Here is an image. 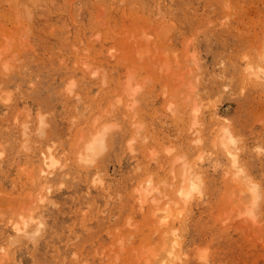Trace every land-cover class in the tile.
<instances>
[{
  "label": "rangeland",
  "instance_id": "rangeland-1",
  "mask_svg": "<svg viewBox=\"0 0 264 264\" xmlns=\"http://www.w3.org/2000/svg\"><path fill=\"white\" fill-rule=\"evenodd\" d=\"M261 69L264 0H0V264H264Z\"/></svg>",
  "mask_w": 264,
  "mask_h": 264
},
{
  "label": "bare ground",
  "instance_id": "bare-ground-1",
  "mask_svg": "<svg viewBox=\"0 0 264 264\" xmlns=\"http://www.w3.org/2000/svg\"><path fill=\"white\" fill-rule=\"evenodd\" d=\"M36 1H38V0H36ZM51 2H52V0H51ZM22 6V5H21ZM27 10V9H26ZM27 12V11H26ZM31 14V13H30ZM40 16V15H39ZM44 41H46V40H44ZM50 46V45H49ZM50 50V49H49ZM46 51H48V50H46ZM33 60H35L34 58H33ZM35 62V61H34ZM249 63V62H248ZM245 65V64H244ZM247 68V67H246ZM259 68V67H258ZM37 71V70H36ZM247 71H249V70H247ZM30 73V72H29ZM39 73V72H38ZM24 74V73H23ZM248 74V73H247ZM264 74V73H263ZM240 77V76H239ZM260 77H262V76H260ZM263 78H264V76H263ZM40 82V81H39ZM42 82V81H41ZM262 83H263V81H262ZM17 85H19V84H17ZM23 89H25V88H23ZM32 89V88H31ZM35 89V88H34ZM21 90V89H20ZM26 90V89H25ZM29 91V90H28ZM35 91V90H34ZM66 91V90H65ZM21 92H22V90H21ZM77 94V93H76ZM68 99V98H67ZM75 101V100H74ZM37 102V101H36ZM66 102V101H65ZM72 103V102H71ZM76 103V102H75ZM199 111V110H198ZM123 114V113H122ZM189 113H187V115H188ZM196 114V113H195ZM189 117H190V115H188ZM210 116V115H209ZM131 117V116H130ZM196 117V116H195ZM212 117V116H211ZM190 118H192V117H190ZM193 119V118H192ZM42 120V119H41ZM40 120V121H41ZM182 120V119H181ZM195 120H197L196 118H195ZM118 121V120H117ZM189 121H190V119H189ZM199 120H197V122H198ZM41 122H43V121H41ZM44 123V122H43ZM191 123L193 124V122L191 121ZM201 123V122H200ZM187 124H188V127L187 128H189V126H190V124L189 123H186V126H187ZM191 124V125H192ZM43 125V124H42ZM123 125V124H122ZM200 125V124H199ZM38 127V126H37ZM183 127V126H182ZM184 127H185V125H184ZM183 127V128H184ZM199 127V126H198ZM220 127V126H219ZM224 127V126H223ZM132 128V127H131ZM183 128H181V129H183ZM186 128V129H187ZM191 128H193V127H191ZM200 128V127H199ZM198 128V129H199ZM178 129V128H177ZM223 129H225V128H223ZM193 130H194V128H193ZM200 130V129H199ZM21 131H24V130H22L21 129ZM38 131V130H37ZM121 132H122V130H120ZM178 131V130H177ZM186 131V133H188L187 132V130H185ZM189 131V130H188ZM222 131V130H221ZM32 132V131H31ZM132 133H133V131H131ZM191 132H193V131H191ZM194 132H195V130H194ZM230 132V131H229ZM39 133V132H38ZM103 133H104V131H101V132H99V135L101 136V138L103 139V142L105 143V141H104V136H103ZM23 134H25V133H23ZM124 134V133H123ZM177 134V133H176ZM184 135H185V133H183ZM193 134V133H192ZM221 134V133H220ZM219 134V135H220ZM225 134H226V137H225ZM131 135H134V133L133 134H131ZM144 135V134H143ZM196 135H197V133H196ZM98 135H93V137H91L89 140H87L86 142H85V144H84V146L82 147V149H79L78 150V156H79V159H81V160H88L89 159V151H88V145L90 144V143H92V141L97 137ZM142 136V135H141ZM215 136H217V134H215ZM196 138H197V136H195ZM131 138V137H130ZM184 138V137H183ZM196 138H194L193 140L195 141V140H199V139H196ZM203 138V137H202ZM201 138V139H202ZM192 139V138H191ZM215 139V138H214ZM214 139H212L213 141H214ZM233 139H234V137L232 138V135H231V132H230V134H228L227 133V131L226 130H223V134H221V137H220V143L223 145V147H224V150L226 149V151L228 152V153H231V156L233 157L234 156V153H233V151H231V149H230V147L228 146V143L230 142H232L233 141ZM20 140V139H19ZM129 140V139H128ZM190 140V139H189ZM188 140V141H189ZM111 141V140H110ZM185 141V140H184ZM181 142V141H180ZM196 142V141H195ZM212 142V141H211ZM192 143V142H191ZM107 144V143H106ZM109 144V143H108ZM112 144V143H111ZM218 144V143H217ZM187 145V144H186ZM235 146V145H234ZM110 147V146H109ZM232 147V146H231ZM17 148V147H16ZM48 148V152L46 153V152H44L43 151V155H42V157H41V165H40V167H39V169H40V171L41 172H44L45 174H48L49 175V173H52V171L55 169V167H56V165L58 164V159L53 155V151L51 150L50 151V147H47ZM104 148H105V146H104ZM111 148V147H110ZM167 148V147H166ZM219 148V147H218ZM233 149V148H232ZM201 150V149H200ZM16 151V150H15ZM203 151V150H202ZM181 153H183V152H181ZM191 153V152H190ZM204 153V152H203ZM202 153V154H203ZM185 154V153H184ZM100 155V154H99ZM183 155V154H182ZM77 156V155H76ZM103 156V155H102ZM183 156H186V155H183ZM237 156V155H236ZM194 157V156H193ZM83 158V159H82ZM185 158V157H184ZM95 159V158H94ZM96 159H98V158H96ZM179 159V158H178ZM229 159H230V157H229ZM196 159H194L193 158V162H192V159H190V160H188V161H185V162H188V163H190L191 162V164L192 163H194V161H195ZM55 161V163H53ZM77 161H78V159H77ZM190 161V162H189ZM236 161V160H235ZM82 162V161H81ZM81 162H79V163H81ZM94 162V161H93ZM65 163V162H64ZM78 163V164H79ZM84 163V162H83ZM83 163H81V165L83 164ZM85 164V163H84ZM83 164V165H84ZM59 165H62L61 163H59L58 164V166ZM85 166V165H84ZM87 166H88V164H87ZM92 166V165H91ZM190 166H192V165H190ZM61 167V166H60ZM76 167V166H75ZM96 167H98V166H96ZM95 167V168H96ZM77 168V167H76ZM99 168V167H98ZM97 168V169H98ZM187 168V167H186ZM192 168V167H191ZM232 168V167H231ZM39 169H38V171H39ZM74 170L75 171H79V170H77V169H75L74 168ZM101 170V169H100ZM185 170V169H184ZM186 170H188V168L186 169ZM181 171V170H180ZM189 172H182V174H180V177L179 176H177L176 174L174 175V177H176V179H175V181H174V183L173 184H171L172 186V189L174 188V191L172 190V192H175V189H176V191L178 192V195H179V197L178 198H176V199H178L177 201L175 200V201H173L172 200V203H170L169 201H168V199H167V201H165V204H166V202L168 203V205H169V207H170V209H171V206L173 205V202L175 203V204H179L180 203V201L179 200H181V201H183V202H186L187 200L188 201H190L189 200V198L192 196V193L193 192H191V185H192V183H197L198 184V186H199V182H198V180L197 181H194V180H196L195 178H194V180H193V178L192 177H190L191 176V171L190 170H188ZM178 173V175H179V171H177ZM193 172H194V170H193ZM232 172V171H231ZM101 173V172H100ZM188 173V174H187ZM61 174V173H60ZM67 174V173H66ZM78 174V173H77ZM189 174H190V176H189ZM196 174V173H195ZM79 175V174H78ZM195 176V175H194ZM46 177V176H45ZM173 177V176H172ZM171 177V178H172ZM43 178V177H42ZM93 178H95L96 179V177H93ZM143 178H145V177H143ZM170 178V179H171ZM246 178V177H245ZM178 179V180H177ZM201 179V178H200ZM88 180V179H87ZM93 180V179H92ZM143 180L144 179H142V182H143ZM149 180V179H148ZM22 181V180H21ZM59 182H60V180H59ZM147 182H149V181H147ZM152 182V181H151ZM172 182V181H171ZM255 182V181H254ZM23 183V182H22ZM25 183V182H24ZM23 183V184H24ZM97 184H98V182H96ZM139 183V182H138ZM147 185H149L148 183H146ZM169 184H170V182H169ZM201 184V183H200ZM95 185V184H94ZM93 185V186H94ZM146 185V186H147ZM203 185V184H202ZM142 186V187H141ZM150 186V185H149ZM148 186V187H149ZM135 187V186H134ZM151 187V186H150ZM170 187V188H171ZM147 187H145V185L143 186V185H140V187L138 186H136V188H134V192L132 191V189H131V191H132V193H133V195L132 194H130L131 195V197H132V205H130V206H133V207H130V210H132L131 208H133V210L135 209V210H139V209H141V208H143L146 204L148 205V202L146 201L147 200V198H148V195L151 193L150 191H152L153 190V188H152V190H150V188H147ZM170 188H168V189H170ZM149 189V190H148ZM202 190V189H201ZM183 191V193H184V195H181V192ZM190 192H191V194H190ZM41 194V193H40ZM201 194V193H200ZM177 195V194H176ZM195 195V194H194ZM41 196H43V194H41ZM206 196V195H205ZM38 197H39V194H38ZM193 197V196H192ZM195 197V196H194ZM39 200V199H38ZM165 200V199H164ZM169 200H171V199H169ZM187 201V202H188ZM186 202V203H187ZM163 203V202H162ZM165 204H163V205H165ZM162 205V207L164 208V206ZM168 205H165L166 207L168 206ZM190 205V204H189ZM249 205V204H248ZM174 206H176V205H174ZM174 206H172V207H174ZM181 206V205H180ZM148 208H150V207H148ZM147 208V209H148ZM175 209H177L178 207L176 206V207H174ZM174 208H172V209H174ZM184 208H185V206H184ZM174 209V210H175ZM189 209V208H188ZM132 210V211H133ZM134 210V211H135ZM164 210V209H163ZM173 210V211H174ZM142 211V210H141ZM166 213H169V212H172L173 213V211H169V209L168 208H165V210H164ZM185 211H187V210H185ZM189 211V210H188ZM161 214V213H160ZM182 214V213H181ZM185 215V214H184ZM12 217V216H11ZM166 217V216H165ZM177 218V217H176ZM182 218V217H181ZM164 220H166L165 218H163ZM170 219H171V221H172V218L170 217ZM175 219V218H174ZM173 219V220H174ZM179 219H180V217H179ZM183 220H184V216H183V218H182ZM16 220V219H15ZM20 219H18V221H19ZM31 220V219H30ZM135 221V220H134ZM24 222V221H23ZM14 223V222H13ZM29 224V223H28ZM182 224H183V222H182ZM18 225V223L17 222H15L14 223V225H13V228L15 229V231H17V226ZM42 224H41V222L39 221L38 222V225H37V229H39V232H40V226H41ZM44 225H45V223H44ZM47 225V224H46ZM43 226V225H42ZM24 227H25V225H24ZM27 227V226H26ZM46 227V226H45ZM44 227V228H45ZM47 227H51V226H47ZM43 228V229H44ZM157 228V227H156ZM178 228V227H177ZM21 229H22V227H21V225H19V231H21ZM23 229H25V228H23ZM176 229V228H175ZM24 232H29L30 233V231H27V230H23ZM50 231V230H49ZM20 232H18V234H19ZM22 233V232H21ZM28 233V234H29ZM44 233V232H43ZM180 234V233H179ZM17 235V232H16V234H15V236ZM25 235H27V233L25 234ZM31 235V234H30ZM40 235V234H39ZM14 236V235H13ZM18 236V235H17ZM21 236V235H20ZM40 236H42V235H40ZM35 237V236H34ZM26 238H28V237H26ZM144 238V237H143ZM19 240V239H18ZM32 242H33V240H31ZM172 247V246H171ZM170 247V248H171ZM174 247V246H173ZM168 249V251H167V253H168V257H167V261L164 263V264H179V261H177V260H179V256H178V254H174V250H172V249ZM181 260H183V259H181ZM163 261H164V258L162 259V260H160L159 261V263L158 264H163ZM45 262V261H44ZM181 263V262H180Z\"/></svg>",
  "mask_w": 264,
  "mask_h": 264
},
{
  "label": "snow or ice",
  "instance_id": "snow-or-ice-1",
  "mask_svg": "<svg viewBox=\"0 0 264 264\" xmlns=\"http://www.w3.org/2000/svg\"><path fill=\"white\" fill-rule=\"evenodd\" d=\"M249 71H251V69H249ZM261 72L264 73V69H261ZM232 143L235 144L236 141L233 140ZM103 150H104V142H103V139L101 138V136L98 134V136L92 141V143H90L88 145L89 159H88L87 163H92L94 161V157L96 155H98L100 152H102ZM262 151H264V150H262ZM0 155H3V153H0ZM229 155L231 156V153H229ZM235 160H236V158L233 157V166L238 167L235 164ZM53 163H55V161ZM240 176L246 177V174L244 173L243 169H238V171H237V177H240ZM248 183L250 184V190L252 191L253 195L256 196L257 186L254 184H251L250 180L248 181ZM199 190L200 189H199L198 184L195 182L192 183L191 192H197ZM191 192H190V194H191ZM181 195H184L183 191L181 192ZM21 219H23V217H21ZM16 227H17V231H19V225H17Z\"/></svg>",
  "mask_w": 264,
  "mask_h": 264
}]
</instances>
